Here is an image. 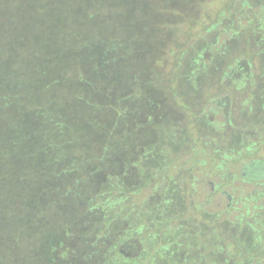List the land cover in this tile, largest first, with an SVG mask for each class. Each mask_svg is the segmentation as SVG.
Listing matches in <instances>:
<instances>
[{
	"label": "rangeland",
	"instance_id": "obj_1",
	"mask_svg": "<svg viewBox=\"0 0 264 264\" xmlns=\"http://www.w3.org/2000/svg\"><path fill=\"white\" fill-rule=\"evenodd\" d=\"M257 42L264 48V0H0V57L11 58L0 65V80L27 81L29 93L20 95L21 88L6 98L0 90V117L15 120L12 107L2 109L5 101H36L17 122L49 133L53 127L50 140L68 142L59 148L63 154L110 155L114 178L134 174L139 185L155 175L134 196L138 201L174 189L165 197L178 196L180 205L171 264H264V178H246L244 169L264 160V70L258 66L264 58ZM179 55L177 78L171 74ZM196 72L202 75L193 88ZM176 78L180 99L194 105L188 113L169 89ZM203 119L212 124L206 128ZM21 147L23 154L36 151L32 144ZM21 156L0 142V226L17 239L20 234L24 247L44 246L48 229L54 241L62 240L68 218L84 207L61 200L37 213L48 178L37 160ZM132 158L144 165L135 173ZM96 178L88 180L92 190L100 185ZM10 248L18 264H35L31 251L26 260L20 247Z\"/></svg>",
	"mask_w": 264,
	"mask_h": 264
},
{
	"label": "trees",
	"instance_id": "obj_2",
	"mask_svg": "<svg viewBox=\"0 0 264 264\" xmlns=\"http://www.w3.org/2000/svg\"><path fill=\"white\" fill-rule=\"evenodd\" d=\"M261 39H263V36H260ZM122 42L120 41L119 43ZM260 43L257 42V45ZM258 46L257 51L258 53H262L261 56L264 58V48H260V45ZM180 58L179 55V58L175 59V67L171 74L177 78L180 77L178 73V69H180L179 63L181 62ZM4 59L10 60L11 58L0 57V65H3ZM258 66L262 71L264 70V59L258 63ZM16 72L17 76H20L19 72ZM199 74L200 72L192 74V80L190 79L189 82H194L196 85L190 84V87L194 86L193 88H195L199 86L195 78ZM132 77L137 79L136 70H134ZM238 77L241 78L240 76ZM13 78L16 81V76ZM0 83L2 84H0V90H7L6 98H8V94H13L16 97L19 94L17 90H21V88L25 92L20 95H27L26 97L29 95L28 91H26L27 81L23 83L24 86L7 84L3 80L2 82L0 80ZM171 84L169 87L170 91L175 93L174 95L178 97L177 99L182 104V108L188 113L191 109L190 105H194L191 102H188V104L183 99H180L184 94L180 88L178 79L174 80V83ZM245 94L246 91L241 93V95ZM20 97L18 98L20 101L16 104L12 101H5L4 105L1 106L4 110L12 107L10 116L15 115V120L12 122L11 117L10 121L6 122L7 120L3 119L6 117H0V122L3 126V128H0V142L4 143L7 153H16L17 157L26 155L30 161L32 159L37 160L39 168L46 171L45 173L48 178L46 182L47 187L41 193V198L46 199V203L42 204L37 213L61 200H66V202L73 201L74 204H82L84 212L73 213L74 217L68 218L62 240L54 241L51 238L53 232H50V229L46 230L45 235L47 237L45 238L46 241L44 242L46 244L44 243V246L33 244L24 247L20 234H18L19 239H17L13 237L14 235L8 234L0 226V229H2L0 230L1 264H18L13 259L14 256L12 254L9 255V252H7L11 250V245H16L17 248L20 247L19 251H17L18 253L21 252V256L26 258V260L30 258L27 256L29 255L28 251H31L32 255L35 256L33 258L35 264H157L158 261L161 264H171V261L177 257L175 246H179L174 245L175 236H177L178 231L174 223L175 218L178 219L180 216L176 217L177 214L174 213L177 212L180 205L177 203L178 196H172V199L165 197L169 195V190L173 193L174 189L168 187L160 188V190L155 191L151 196L139 199L140 201H138L137 197L135 198L134 196H138L139 198L142 192L149 187V184L155 183V175H152L147 183L139 185L137 180L135 182L132 180L134 174L121 173L119 177H116L119 179L114 178L116 175H113V173L117 172L114 171L113 161L110 155L108 156L109 153L107 154L108 157L106 155H85L76 158L63 154L64 150L59 148L67 145L68 142H61L64 143L63 145H60L61 143L59 142H52L49 136L53 133V127L52 129L50 128L52 131L49 133V129L42 131V126H32L30 123L22 125L21 121L17 122L19 117L32 108L34 104L38 103L36 101L28 102L26 97L23 99ZM42 112H44L43 117H47V122L50 124L52 120L50 119L48 110L44 108ZM242 113L251 121L252 124H249H256V120L252 118L253 115L251 113L249 115H246L244 111ZM4 122L6 123L3 125ZM202 122L206 128L212 124L209 119L208 121L203 119ZM50 126L52 125L50 124ZM65 127L66 123L60 124L55 128V134H58V129ZM33 133H36L37 140L34 139L35 135L32 136ZM25 144L35 145L34 149L36 151L23 154L21 146ZM36 152H38V155L34 157ZM106 152H109V149H106ZM91 159L101 164H89L87 161ZM131 160V164L133 165L130 168H133V173L144 167L143 163H140L139 160H133V158ZM255 161L261 162L257 168L252 166V163ZM149 167H151V164L147 165V169H151ZM244 169L246 170V178L253 180L264 178V160H252L244 166ZM102 172L107 173V175L100 177V173ZM94 177H99L96 179H100L103 183L99 180L100 185L92 190L90 189L89 182ZM72 197L77 202L71 199ZM42 215L37 214L35 218ZM89 217L96 220L90 226L78 224L79 219ZM249 236L251 238H249L248 245L244 244V239L242 238L243 244L248 246V248L252 247V236ZM198 247H200V244H198ZM167 248H172V253H168L170 251H167ZM63 250H66V254L64 251L63 255H61ZM26 264H29V262L26 261Z\"/></svg>",
	"mask_w": 264,
	"mask_h": 264
},
{
	"label": "flooded vegetation",
	"instance_id": "obj_3",
	"mask_svg": "<svg viewBox=\"0 0 264 264\" xmlns=\"http://www.w3.org/2000/svg\"><path fill=\"white\" fill-rule=\"evenodd\" d=\"M260 163H261V162H257V161H255V162L252 163V166L255 167V168H257V167L260 165ZM225 193H226V192H225ZM228 198H231V196H230L229 194H228Z\"/></svg>",
	"mask_w": 264,
	"mask_h": 264
}]
</instances>
